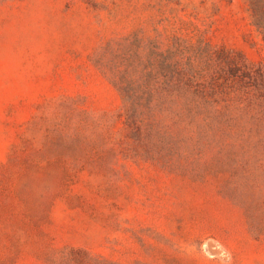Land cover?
<instances>
[{"label": "rangeland", "instance_id": "rangeland-1", "mask_svg": "<svg viewBox=\"0 0 264 264\" xmlns=\"http://www.w3.org/2000/svg\"><path fill=\"white\" fill-rule=\"evenodd\" d=\"M0 264H264V0H0Z\"/></svg>", "mask_w": 264, "mask_h": 264}]
</instances>
